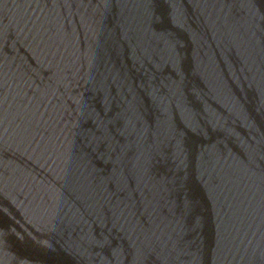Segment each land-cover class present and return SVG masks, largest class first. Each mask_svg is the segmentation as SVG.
<instances>
[{
  "label": "water",
  "instance_id": "obj_1",
  "mask_svg": "<svg viewBox=\"0 0 264 264\" xmlns=\"http://www.w3.org/2000/svg\"><path fill=\"white\" fill-rule=\"evenodd\" d=\"M0 264H264V0H0Z\"/></svg>",
  "mask_w": 264,
  "mask_h": 264
}]
</instances>
